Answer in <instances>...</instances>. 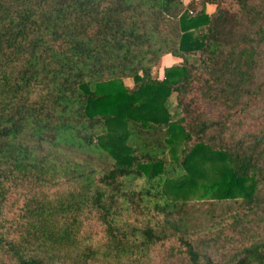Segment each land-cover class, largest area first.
Segmentation results:
<instances>
[{"label": "trees", "instance_id": "16d2710c", "mask_svg": "<svg viewBox=\"0 0 264 264\" xmlns=\"http://www.w3.org/2000/svg\"><path fill=\"white\" fill-rule=\"evenodd\" d=\"M190 3L0 0V264H264V0ZM70 131L99 171L45 144ZM141 176L168 229L121 219Z\"/></svg>", "mask_w": 264, "mask_h": 264}, {"label": "rangeland", "instance_id": "374dc122", "mask_svg": "<svg viewBox=\"0 0 264 264\" xmlns=\"http://www.w3.org/2000/svg\"><path fill=\"white\" fill-rule=\"evenodd\" d=\"M185 2H190L189 9L192 10V13L196 11V8L202 6V0H184ZM213 5L206 3V8L211 10ZM194 10V11H193ZM197 54V53H196ZM195 53L190 57L192 60H196L197 55ZM182 61L181 57L175 56L171 53L163 54L158 63L154 66L155 74L163 76L164 68L170 66L171 64H177ZM129 80V79H127ZM263 83L264 86V45L260 48V53L257 54V64L255 68L254 78L251 83L253 88L257 84ZM172 103L174 104L176 99L175 97L171 98ZM258 113L257 110H253L251 114ZM249 121L253 122L254 120L249 117ZM238 134H241L240 130H237ZM37 138L32 137L30 143L33 145L36 144ZM47 147H49L53 152L59 155L61 158L69 160L74 163L83 164L92 168H96L98 171L101 166L105 165V162L108 160V157L105 154L97 149H94L88 145H84L80 139L75 138L73 133L66 132L55 139V141L45 142ZM168 157H171L173 153L168 151ZM110 160V158H109ZM183 169H175L172 171V174L177 175L181 174ZM160 178H157L153 181L147 180L145 176L141 177H128L124 179V189L135 190L143 192V195L140 200L139 206H135L134 203H131L128 199L121 197L120 200L123 204V213L121 219L127 221L134 225L144 226L149 225L154 227L157 230L168 229L169 221L168 218H171L173 215H168L165 211H162L160 207L165 205V200L157 195V184ZM147 190H150L147 193ZM193 203L198 204L201 207L207 208L208 199L204 200H194ZM229 201H217V210L220 212L223 207L228 205ZM205 210H203L204 212ZM202 212V213H203ZM168 220V221H167ZM208 220H205L207 222ZM261 233L264 235V224L261 228Z\"/></svg>", "mask_w": 264, "mask_h": 264}, {"label": "crops", "instance_id": "0c3cea01", "mask_svg": "<svg viewBox=\"0 0 264 264\" xmlns=\"http://www.w3.org/2000/svg\"><path fill=\"white\" fill-rule=\"evenodd\" d=\"M208 4H211V5H213V7H212V9L211 10H209V8H207V11L208 12H211V11H213L214 10V8H215V4L214 3H209L208 2ZM178 64V63H177ZM172 65V64H171ZM160 77H162V76H160Z\"/></svg>", "mask_w": 264, "mask_h": 264}, {"label": "built area", "instance_id": "2783aa9c", "mask_svg": "<svg viewBox=\"0 0 264 264\" xmlns=\"http://www.w3.org/2000/svg\"><path fill=\"white\" fill-rule=\"evenodd\" d=\"M192 12V10H190Z\"/></svg>", "mask_w": 264, "mask_h": 264}]
</instances>
